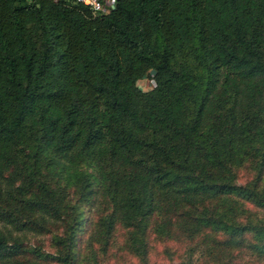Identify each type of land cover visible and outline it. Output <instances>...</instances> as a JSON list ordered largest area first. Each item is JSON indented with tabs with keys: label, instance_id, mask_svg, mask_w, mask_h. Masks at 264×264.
Wrapping results in <instances>:
<instances>
[{
	"label": "trees",
	"instance_id": "16d2710c",
	"mask_svg": "<svg viewBox=\"0 0 264 264\" xmlns=\"http://www.w3.org/2000/svg\"><path fill=\"white\" fill-rule=\"evenodd\" d=\"M43 162L84 166L77 198L48 186ZM86 166L104 249L120 222L143 259L141 222L158 210L157 231L220 232L230 246L249 233L264 252V0H115L96 14L0 0V264H75ZM27 231L51 232L54 251L26 247Z\"/></svg>",
	"mask_w": 264,
	"mask_h": 264
},
{
	"label": "rangeland",
	"instance_id": "374dc122",
	"mask_svg": "<svg viewBox=\"0 0 264 264\" xmlns=\"http://www.w3.org/2000/svg\"><path fill=\"white\" fill-rule=\"evenodd\" d=\"M138 85L141 88L153 86L150 75L139 79ZM244 163L243 167L237 170V181L239 182L251 178L257 167L251 160ZM83 168L84 166L80 163L61 165L43 162L40 171L44 173V180L48 186L63 191L66 201H73L77 198L79 189L77 171ZM85 169L91 174L90 190L92 192L78 204L81 222L74 234L75 264H175L184 259L188 252H190L191 264H264V252H257L249 246V243L254 240L249 233H245L244 242L233 246L225 243L223 234L220 232L202 230L188 237L171 228L168 234L166 227H163L162 231L156 229L161 218L158 210L145 215V220L141 222L146 249L143 259L127 247L130 230L133 227L123 226L120 222L115 223L104 249L99 239L93 238V231L96 220L106 212L107 208L103 209L100 200L102 195L95 189L98 185L96 169L91 166H86ZM97 201H100L99 204ZM247 205L250 207L249 204ZM259 213L256 214L259 215ZM51 234V232L27 231L23 234V242L26 247L37 246L39 250L52 253L54 248L50 241ZM25 254L24 257H30L27 255L31 253L25 252ZM40 264L58 263L48 259Z\"/></svg>",
	"mask_w": 264,
	"mask_h": 264
},
{
	"label": "built area",
	"instance_id": "2783aa9c",
	"mask_svg": "<svg viewBox=\"0 0 264 264\" xmlns=\"http://www.w3.org/2000/svg\"><path fill=\"white\" fill-rule=\"evenodd\" d=\"M76 1L87 6V8L91 11L92 14L105 13L111 7H113L115 3V0H76ZM151 82L154 85L153 79H151Z\"/></svg>",
	"mask_w": 264,
	"mask_h": 264
}]
</instances>
